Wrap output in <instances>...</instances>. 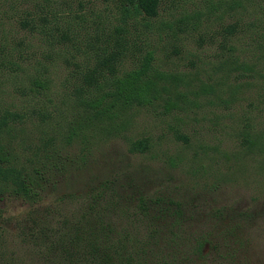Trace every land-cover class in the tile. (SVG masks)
Wrapping results in <instances>:
<instances>
[{
  "label": "rangeland",
  "instance_id": "rangeland-1",
  "mask_svg": "<svg viewBox=\"0 0 264 264\" xmlns=\"http://www.w3.org/2000/svg\"><path fill=\"white\" fill-rule=\"evenodd\" d=\"M148 53L168 91L120 115L98 146L83 141L80 101ZM93 72L102 82L89 91ZM2 120L7 166L31 169L52 150L69 166L88 146L91 171L148 172L187 200L209 240L198 264H264V0H162L155 18L118 1L0 0ZM141 140L147 152H131ZM69 167L45 202L92 175ZM31 207L0 179V264H40L20 236Z\"/></svg>",
  "mask_w": 264,
  "mask_h": 264
},
{
  "label": "trees",
  "instance_id": "trees-1",
  "mask_svg": "<svg viewBox=\"0 0 264 264\" xmlns=\"http://www.w3.org/2000/svg\"><path fill=\"white\" fill-rule=\"evenodd\" d=\"M103 1H118L126 12L148 18L158 16L162 2ZM153 61V54L148 53L139 67L105 79V92L88 102L80 101L86 114L82 126L89 132V136L85 132L83 141L98 146L100 140L111 138L119 130L113 122L120 115L133 106H151L168 91V77L153 67ZM98 79L96 72L85 76L89 91L102 82ZM3 124L4 120L0 122ZM84 148L80 161L70 160L69 166L74 165L79 175L90 171L91 177L80 189L45 202L57 191V178L70 169L67 162L59 160L62 153L52 150L41 154L37 166L31 169L24 165L9 167L10 152L0 139V179L3 185L11 182L12 193L32 206L21 222L20 236L37 253L38 262L198 264L209 240L200 229L191 227L187 200L167 186L169 181L165 179V184L157 180L156 185L155 178L146 176L148 172L124 168L96 167L91 171L86 163L93 152L88 146ZM148 149L146 140L130 147L135 153Z\"/></svg>",
  "mask_w": 264,
  "mask_h": 264
}]
</instances>
